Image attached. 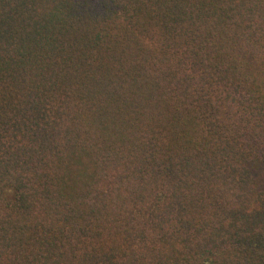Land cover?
<instances>
[{"label":"trees","instance_id":"trees-1","mask_svg":"<svg viewBox=\"0 0 264 264\" xmlns=\"http://www.w3.org/2000/svg\"><path fill=\"white\" fill-rule=\"evenodd\" d=\"M0 264H264V0H0Z\"/></svg>","mask_w":264,"mask_h":264}]
</instances>
